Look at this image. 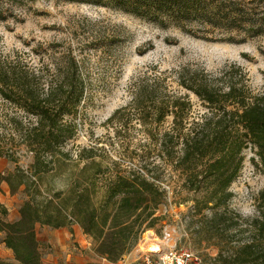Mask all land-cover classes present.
I'll list each match as a JSON object with an SVG mask.
<instances>
[{
	"label": "trees",
	"instance_id": "obj_1",
	"mask_svg": "<svg viewBox=\"0 0 264 264\" xmlns=\"http://www.w3.org/2000/svg\"><path fill=\"white\" fill-rule=\"evenodd\" d=\"M3 2L0 0L2 20ZM167 2L175 4L176 0ZM190 9L177 6L167 11L173 18H184L192 13ZM245 35H264V16L255 18ZM245 37L231 41L241 43ZM81 50L52 54L45 63L42 58L35 62L23 53L11 55L0 49V98L11 110L0 118V131L8 133L11 140L9 145L0 146V159L7 157L17 163V152L26 149L33 155L31 176L37 178L27 179L18 166L12 175H0L11 194L23 185L27 196L17 221L0 220L4 242L18 264H43L37 226L61 228L74 223L95 242L100 258L121 261L136 246L139 235L159 220L155 215L166 201V190L156 183L162 179L159 164L143 163L141 170L128 173H106L101 161L96 162V156L85 150L76 160L85 162V170L94 169L90 177L76 180L66 193L57 192V203L41 191V175L53 170L56 160L72 159L63 150L76 133V124L68 118L78 115L89 93ZM171 78L177 89H169L167 78L161 76L135 82L132 104L160 162L180 172L184 189L201 194L189 211L190 222L198 224L194 229L199 234V225L206 220L207 243L218 249L215 257L206 256L202 264H264V190L254 215L243 216L228 208L232 197L229 188L240 171L243 150L254 152L258 161H252L264 173V87L253 89L247 72L237 62L215 72L183 66L173 70ZM179 90L186 93L180 95ZM190 94L206 108L198 120L189 121ZM168 116L172 124L160 132ZM92 181L106 185L104 200L98 205L86 186ZM206 209L211 211L210 218L197 219ZM7 214L0 202V215Z\"/></svg>",
	"mask_w": 264,
	"mask_h": 264
},
{
	"label": "rangeland",
	"instance_id": "obj_2",
	"mask_svg": "<svg viewBox=\"0 0 264 264\" xmlns=\"http://www.w3.org/2000/svg\"><path fill=\"white\" fill-rule=\"evenodd\" d=\"M4 1L5 18L0 19V49L4 53L20 52L35 62L42 58L49 63L52 54L59 56L62 51L70 49L77 53L82 49L85 72L89 76L88 96L81 103L78 115L68 118L76 124V133L63 150L72 159L56 160L53 170L41 175V191L57 203V192L66 193L76 180L90 177L94 169L85 170V162L76 160L82 150L96 156L95 161H101L106 173H128L141 170L143 163L159 164L158 174L162 179L156 183L166 190V201L155 215L159 220L139 235L128 259L136 260L144 254L136 249L148 236L157 248L166 246L169 238L174 244L189 246L198 252L202 263L206 256L215 257L218 249L207 243L206 220L199 225L201 230L197 234L194 228L198 224L191 223L189 218V211L201 194L184 189L180 172L160 162L133 107V84L161 76L167 78L165 83L169 89H177L171 78L173 70L189 66L215 72L237 62L247 72L251 87L261 89L264 87V35L245 37V33L255 18L264 16V0H176L175 4L167 0ZM177 6L192 7V13L173 18L169 12ZM244 37L241 43L231 41ZM189 98L192 105L189 121L198 120L206 108L194 94ZM6 111L11 112L0 98V118ZM171 124L172 117L168 116L159 127L160 132L169 129ZM10 143L8 133L0 131V146ZM242 155L240 171L229 188L232 197L228 208L243 216H252L257 212L258 198L264 190V173L252 161V158L255 162L258 160L250 148L243 150ZM16 156L17 163L7 157L0 159V175L8 177L18 166L25 171L27 179L36 180L29 170L33 155L21 148ZM88 184L93 202L98 205L104 200L106 185L103 181ZM23 190L22 185L13 195L8 183L0 181V194L9 199L12 212L19 211L27 199ZM202 216L210 218L211 211L203 210L197 219ZM3 218L0 215V220ZM151 242L141 245L146 253L150 252ZM47 249L42 246L43 257ZM94 249L92 241V250L97 255Z\"/></svg>",
	"mask_w": 264,
	"mask_h": 264
},
{
	"label": "crops",
	"instance_id": "obj_3",
	"mask_svg": "<svg viewBox=\"0 0 264 264\" xmlns=\"http://www.w3.org/2000/svg\"><path fill=\"white\" fill-rule=\"evenodd\" d=\"M3 192L6 194V191ZM8 197H11V194H8ZM0 202L8 210L7 216L2 219L3 221L14 222L20 218L18 210L12 212L9 209V199H5L3 194H0ZM36 230L41 245H45L48 248L45 257H43V264H130L135 261L128 259L130 254L127 258L125 256V258L116 263L106 261L95 255L92 250V238L85 234L81 226L77 223L61 228L39 225ZM4 239L5 233L0 231V262L18 264L14 259L12 250L7 248ZM149 239L153 240L148 236L138 247L147 243ZM173 245V239L169 238L167 240V245L162 248L166 249ZM137 249L136 252L138 251Z\"/></svg>",
	"mask_w": 264,
	"mask_h": 264
},
{
	"label": "built area",
	"instance_id": "obj_4",
	"mask_svg": "<svg viewBox=\"0 0 264 264\" xmlns=\"http://www.w3.org/2000/svg\"><path fill=\"white\" fill-rule=\"evenodd\" d=\"M130 264H202L201 256L189 246L175 243L171 248L144 252Z\"/></svg>",
	"mask_w": 264,
	"mask_h": 264
},
{
	"label": "bare ground",
	"instance_id": "obj_5",
	"mask_svg": "<svg viewBox=\"0 0 264 264\" xmlns=\"http://www.w3.org/2000/svg\"><path fill=\"white\" fill-rule=\"evenodd\" d=\"M149 242H151V240H149ZM146 244H150V243H145L144 245L146 246ZM174 245H175V244H174ZM174 245H173V246H174ZM150 246H151V248L149 247V248H150V249H149L150 252L153 251V250H155V249H157V247L154 246V244H153L152 242H151V245H150ZM173 246H172V247H173ZM169 248H171V247H169ZM145 250H146V248H145L144 246H142V247H141V246L138 247V253H139V254L146 252Z\"/></svg>",
	"mask_w": 264,
	"mask_h": 264
}]
</instances>
